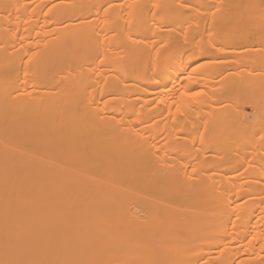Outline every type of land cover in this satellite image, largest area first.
Here are the masks:
<instances>
[{
  "label": "bare ground",
  "instance_id": "6f19581e",
  "mask_svg": "<svg viewBox=\"0 0 264 264\" xmlns=\"http://www.w3.org/2000/svg\"><path fill=\"white\" fill-rule=\"evenodd\" d=\"M0 264H264V0H0Z\"/></svg>",
  "mask_w": 264,
  "mask_h": 264
}]
</instances>
